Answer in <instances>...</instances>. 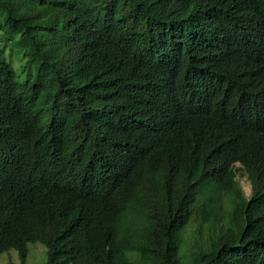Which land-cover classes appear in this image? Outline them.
Masks as SVG:
<instances>
[{
	"label": "trees",
	"instance_id": "trees-1",
	"mask_svg": "<svg viewBox=\"0 0 264 264\" xmlns=\"http://www.w3.org/2000/svg\"><path fill=\"white\" fill-rule=\"evenodd\" d=\"M193 218L264 264V0H0V253L185 264Z\"/></svg>",
	"mask_w": 264,
	"mask_h": 264
},
{
	"label": "rangeland",
	"instance_id": "rangeland-1",
	"mask_svg": "<svg viewBox=\"0 0 264 264\" xmlns=\"http://www.w3.org/2000/svg\"><path fill=\"white\" fill-rule=\"evenodd\" d=\"M17 63H20V55L15 53L13 57ZM22 62V60H21ZM241 166V164H237ZM237 180L247 196L251 195L252 184L249 180L247 174L239 173L237 175ZM209 228H205L203 232V237L208 236ZM184 243L182 249H180V256L183 258L185 264H191V256L188 255L191 250L196 248L197 242L199 243L200 232L198 220L193 218L191 223L185 229L184 233ZM136 257L134 253H120L118 255L119 264H131L132 260ZM47 249L46 246L41 242L29 243V256L27 264H47ZM0 264H21L16 250H11L9 252L0 253Z\"/></svg>",
	"mask_w": 264,
	"mask_h": 264
}]
</instances>
